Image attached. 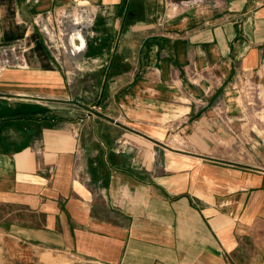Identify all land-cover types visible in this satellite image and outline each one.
Returning a JSON list of instances; mask_svg holds the SVG:
<instances>
[{
    "label": "crops",
    "instance_id": "obj_1",
    "mask_svg": "<svg viewBox=\"0 0 264 264\" xmlns=\"http://www.w3.org/2000/svg\"><path fill=\"white\" fill-rule=\"evenodd\" d=\"M87 1L0 0V264H264V0Z\"/></svg>",
    "mask_w": 264,
    "mask_h": 264
},
{
    "label": "built area",
    "instance_id": "obj_2",
    "mask_svg": "<svg viewBox=\"0 0 264 264\" xmlns=\"http://www.w3.org/2000/svg\"><path fill=\"white\" fill-rule=\"evenodd\" d=\"M75 2L78 7L76 11L63 9L35 17V24L42 34L46 47L58 60L65 50L70 49L69 39L74 35V31H80L83 35L92 31L95 14L90 3L87 0ZM10 49L16 51L19 48L13 45ZM252 89L251 96L254 94L255 98L259 97V85L255 84Z\"/></svg>",
    "mask_w": 264,
    "mask_h": 264
},
{
    "label": "rangeland",
    "instance_id": "obj_3",
    "mask_svg": "<svg viewBox=\"0 0 264 264\" xmlns=\"http://www.w3.org/2000/svg\"><path fill=\"white\" fill-rule=\"evenodd\" d=\"M262 116H263V119H264V112H263Z\"/></svg>",
    "mask_w": 264,
    "mask_h": 264
}]
</instances>
